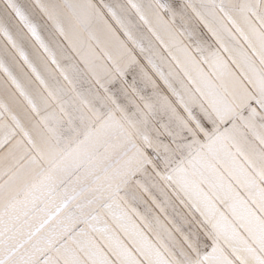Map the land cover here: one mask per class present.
Segmentation results:
<instances>
[{"label":"snow or ice","instance_id":"6c2138e0","mask_svg":"<svg viewBox=\"0 0 264 264\" xmlns=\"http://www.w3.org/2000/svg\"><path fill=\"white\" fill-rule=\"evenodd\" d=\"M0 264H264V0H0Z\"/></svg>","mask_w":264,"mask_h":264}]
</instances>
